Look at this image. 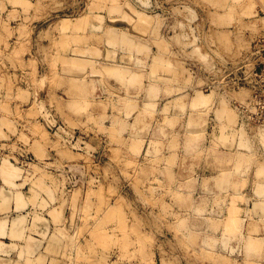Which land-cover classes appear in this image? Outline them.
Segmentation results:
<instances>
[{
  "label": "rangeland",
  "instance_id": "obj_1",
  "mask_svg": "<svg viewBox=\"0 0 264 264\" xmlns=\"http://www.w3.org/2000/svg\"><path fill=\"white\" fill-rule=\"evenodd\" d=\"M0 124V263L264 264V0H0Z\"/></svg>",
  "mask_w": 264,
  "mask_h": 264
},
{
  "label": "bare ground",
  "instance_id": "obj_2",
  "mask_svg": "<svg viewBox=\"0 0 264 264\" xmlns=\"http://www.w3.org/2000/svg\"><path fill=\"white\" fill-rule=\"evenodd\" d=\"M133 14H136V13H133ZM137 15H138V14H137ZM139 17H140V14H139L138 18H139ZM142 19H143V17L141 16L140 20H142ZM112 35H113L114 37L111 36V33L109 34V36L111 37V39H112V40H113V39H116V35H114V34H112ZM109 36H108V40L110 41ZM121 37H123V36H121ZM121 37H120L119 39H122ZM123 38H124V37H123ZM117 39H118V38H117ZM117 39H116V43H117ZM124 39H125V38H124ZM124 39H122V40H124ZM125 40H126V39H125ZM113 41H114V40H113ZM113 41H112V43L114 44ZM110 42H111V41H110ZM120 42H121V41H120ZM124 42H125V41H124ZM121 43L123 44V42H121ZM117 44H120L119 41H118ZM124 44H125V43H124ZM127 44H128V43H127ZM119 67H120V66H119ZM113 69H114V68H111V70H110V68H109V70H107V71H108V72L110 71V73H113V72H114V73L116 74V71H117L118 69H117V70H115L116 68H115L114 70H113ZM117 72H119V71H117ZM117 74H118V73H117ZM132 76H134L135 78L137 77V76H135V75H131V77H132ZM131 77L128 78V82H130L129 79L131 80ZM134 77H132V78H134ZM135 78H134V79H135ZM134 79H132V81H133ZM137 80H138V79H137ZM65 82H66V81H65ZM67 82H68V81H67ZM69 82H70V81H69ZM70 83H72V81H71ZM70 83H68V84H70ZM130 83H131V82H130ZM132 83H134V81H133ZM132 83H131V84H132ZM71 85H73V83H72ZM71 85L69 86V88H71V87H75V86H71ZM78 86H79V85H78ZM78 86H76V87H78ZM80 86H81V85H80ZM73 102H74V101H73ZM73 102H72L71 104H73ZM132 104H133V103H132ZM132 104H131V105H132ZM73 105H74V104H73ZM73 105H72V106H73ZM128 105H130V103H129ZM133 106H134V104L132 105V107H133ZM130 107H131V106H130ZM9 109H11V108H9ZM14 109H16V108H14ZM14 109H13V110H14ZM34 109H35V108H34ZM34 109H33V110H34ZM8 111H9V110H8ZM10 111H12V110H10ZM14 111L16 112V110H14ZM14 111H13V112H14ZM15 112H14V113H15ZM34 112H36V110H34ZM34 112H33V113H34ZM5 113H6V112H5ZM5 113H4V114H5ZM7 113H8V112H7ZM16 113H17V112H16ZM9 114H11V113H9ZM12 114H13V113H12ZM5 115H6V114H5ZM5 115H4V116H5ZM7 117H8V116H7ZM2 118H3V117H2ZM3 119H4V118H3ZM5 119H6V118H5ZM8 119H9V118H8ZM10 119H11V118H10ZM7 121H10V120H6V123H7ZM4 122H5V121H4ZM9 123H10V122H9ZM1 124H2V123H1ZM1 124H0V125H1ZM10 124H12V123H10ZM2 125H3V124H2ZM6 126H7V125H6ZM6 126H5V123H4V127H6ZM9 126H10V125L8 124V127H6V129L9 128ZM10 127H11V126H10ZM3 162H4V161H1V163H3ZM4 163H5V166H7V165H6V162H4ZM4 163H3V164H4ZM3 164H2V165L0 164V165L2 166V167H1L2 170H3V166H4ZM5 166H4V170L6 169ZM1 169H0V172L2 171ZM14 169H15V168L13 167V170H12L13 172L16 171V170H14ZM16 169H17V167H16ZM7 170H8V171L5 170L4 172H5V173H7V172H11L10 177H9L8 173H7V175H3V174H5L4 172H3V174H2V172H1L0 176H1V177H4V176L6 177V176H7V177H6V178L8 179L7 181H9V178H11V175L13 174V172L10 171V169H8V167H7ZM16 173H17V172H16ZM12 176H13V175H12ZM223 178H224V177H223ZM224 179H225V178H224ZM10 180H12V178H11ZM219 181L221 182V183L219 182L220 184H222V183L224 182V180H222V179L219 180ZM9 189H10V188H9ZM4 191H5V190H4ZM6 191H7V189H6ZM10 191H11V190H10ZM0 192H3V191L1 190ZM3 193H4V192H3ZM3 193H0L1 196L3 195ZM7 193H12V192H9V190H8L7 192L4 193V194H5L4 196H7L8 199H7L6 197H3V199H1V196H0V199L3 200V208H6V207L8 208L7 204H6V206H4L5 203H9V204H10V201H8V202H7V201H4V199H7V200H10V199H11V197L8 196L9 194H7ZM15 193H16V192H13V194H14L15 196L17 195L18 200L15 198V196L12 195V196L14 197V198H13L14 201H15V202H16V201L18 202L19 200L21 201V202L19 201V203H14V201H13V204H14V205L16 204V206H17V208H18V207L20 206L19 204H23L22 202H24V200H23V201L21 200V199H22L21 196H19V197H20V199H19V197H18L19 192H17L18 194H15ZM6 194H7V195H6ZM9 197H10V198H9ZM32 197H34V196H31V198H32ZM34 198H36V197H34ZM15 199H16V200H15ZM24 199H25V198H24ZM28 199H29V198H28ZM30 200H31V199H30ZM33 200H34V199H33ZM35 200H36V199H35ZM37 201H38V200H37ZM1 202H2V201H1ZM1 202H0V203H1ZM11 202H12V201H11ZM41 203H42V202H41ZM13 204H12V205H13ZM0 205H1V204H0ZM14 205H13V206H14ZM18 205H19V206H18ZM1 208H2V207H1ZM3 208H2V209H3ZM9 208H10V207H9ZM19 208H20V207H19ZM19 208H18V209H19ZM0 210H1V209H0ZM4 210H5V209H4ZM6 210H7V209H6ZM8 210H9V209H8ZM16 210H17V209H16ZM21 210H22V209H21ZM9 211H10V210H9ZM9 211H7V212H9ZM1 212H3V211H1ZM18 213H19V212H18ZM55 213H59V215H60V211H59V212L57 211V212H55ZM107 214H108V213H107ZM19 215H20V214H19ZM61 215H62V214H61ZM13 216H14V215H13ZM54 216H55V215H54ZM56 216H57V214H56ZM56 216H55V217H56ZM57 217H58V216H57ZM6 218H7V216H6ZM6 218H5V219H6ZM58 218H59V217H58ZM22 219H23V221H22ZM52 219H53V217H52ZM59 219H60V218H59ZM2 220H3L4 222H3ZM57 220H58V219H57ZM106 220H108V219L106 218ZM1 221H2V223H0V227H1V230H0L1 232H0V233L3 232V235H4V236H5L4 233H6L7 236H8V235H11V238L8 236L10 239L14 238V236H15L16 238H17V237L19 238V236H21V235H22V238H24V236H25V225H23V223H24V218H23L22 215H21V218H18V219L13 218V220H12V222L14 223L13 225H11L12 222H11V220H10L11 223L9 224V226H12V227H10V228H12V229H11V230L8 229L9 231L7 230V227L3 226V225H5V223H6L7 220L5 221L4 218L2 219V217H1ZM1 221H0V222H1ZM49 221H50V220H49ZM22 222H23V223H22ZM50 222H51V221H50ZM6 224H7V223H6ZM39 224H40V223H39ZM41 224H43V223H41ZM51 224H52V223H51ZM48 225H49V224H48ZM6 226H7V225H6ZM57 226H58V225H57ZM43 227L45 228L44 225H43ZM60 227H61V226H60ZM46 228H47V225H46ZM51 228H52V227H51ZM53 228H54V227H53ZM62 228H63V230H64L65 227H64V226L61 227V228H57V227H56V231H57L58 233H56V231H55L56 234L53 232V234H55V235L53 236V235H51V232H50L51 237H49L50 235L47 236V237H48L47 240L44 239V237H43L41 240H38V239L36 238V239L38 240V242H37V246H41V250H38V253H37L36 256L34 255L35 258H36V259H35L36 262H37V258H39V259H38V262H39V260H40L41 263L44 262V263H46V264H48V263L51 264V262H52V264H60V262H62V261L64 260V259H63V260H62V259L60 260V258L57 259V258H56V257H57L56 255L59 254V252H62V251L60 250V247L63 246V244H64V246H66V245H67L66 243L69 242V241H68V242L66 241V242L64 243V242H62V240H64V238H65V239H66V238H69L70 241L73 240V237H74L75 232H74V234L71 233V235H70L69 233H67V231L64 232L65 230H64V231H63V230H60V229H62ZM78 228L81 229V227H78ZM57 229H58L59 231H63L64 233H63V232H62L63 234L60 233ZM82 229H83V228H82ZM82 229H81V230H82ZM6 230H7V231H6ZM45 230H46V229H45ZM45 230H43V232H44ZM48 230H49V229H48ZM53 230H54V229H52V231H53ZM77 230H78V229H77ZM46 231H47V230H46ZM69 231H70V230H69ZM78 231H79V230H78ZM97 232H98V230H97ZM9 233H10V234H9ZM40 233H41V232H40ZM45 233H46V232H45ZM95 233H96V232H95ZM43 234H44V233H43ZM59 234H60V235H59ZM61 234H62V235H61ZM98 234H100V230H99ZM1 235H2V234H0V236H1ZM26 235H27V234H26ZM41 235H42V234H41ZM41 235H40V236H41ZM63 235H64V236H63ZM103 235H104V234H103ZM7 236H6V237H7ZM12 236H13V237H12ZM40 236H39V237H40ZM34 237H35V236H34ZM70 237H71V238H70ZM103 237H104L105 240L108 239L107 236L105 237V235H104ZM1 238H2V237H1ZM20 238H21V237H20ZM106 238H107V239H106ZM34 239H35V238H34ZM36 239H35V240H36ZM19 240H21V239H19ZM67 240H68V239H67ZM74 240H75V239H74ZM105 240H104V241H105ZM122 240H123V239H122ZM122 240H121V242H122ZM3 241H4V240H3ZM7 241H8V240H7ZM17 242H18V241H17ZM17 242H16V241H15V242H14V241L11 242L13 248L17 246V244H18ZM105 242H106V241H105ZM9 243H10V241H9ZM11 243H10L9 246H8L7 243L5 244V243H1V242H0V247H2V246H4V245H5V246L7 245L8 247H10ZM122 243H123V242H122ZM65 244H66V245H65ZM33 245H34V244H33ZM21 246H22V247H21ZM21 246H20V248H24V247H25V244H24V247H23V245H21ZM37 246H32V247H37ZM12 247H11V248H12ZM46 247H47V248H46ZM20 248H19V250H18V249L16 250V251H17V253H16L17 255H21V253L18 254V251L21 252V249H20ZM25 248L28 249L27 246H26ZM25 248H24V249H25ZM37 248H38V247H37ZM0 249H1V248H0ZM5 249H6V248H5ZM7 249H8V248H7ZM26 249H25V251H26ZM47 249H48L49 252L47 251ZM8 250H9V249H8ZM11 250H12V249H11ZM11 250H10V251H11ZM14 250H15V249H14ZM45 250H46V251H45ZM0 251H3V250H0ZM6 251H7V250H6ZM40 251H41V252H40ZM26 252H28V251H26ZM34 252H37L36 249H35V251H33V253H34ZM0 253H2V252H0ZM9 253H11V252H9ZM13 253H15V252H13ZM53 253H54V254H53ZM5 254H6V253H5ZM25 254H26V253H25ZM61 254H63V252H62ZM61 254H59V256H61ZM17 255H16V256H17ZM63 255H64V254H63ZM7 256H8V253H7ZM21 256H22V255H21ZM21 256H18V258H19V257L21 258ZM51 256H54V258H50ZM55 256H56V257H55ZM65 256H67V255H65ZM8 257H9V256H8ZM22 257H23V256H22ZM62 257H63V256H62ZM11 258H12V257H11ZM24 258H28V257L26 256V257H24ZM1 259H3V258H1ZM9 259H10V258H9ZM9 259H8V262H9ZM15 259H16V258H15ZM29 259H30V258H28V259H26V260H23V261L26 262V261L28 260L27 262H29ZM21 260H22V259H21ZM6 261H7V259H6ZM13 261H14V260H13ZM16 261H17V260H16ZM16 261H15V264H16V263L18 264V262H16ZM35 261H31V262L34 263ZM2 262H4V260H1V263H0V264H2ZM8 262H7V263H8ZM38 262H37V263H38ZM56 262H57V263H56ZM7 263H6V264H7ZM13 263H14V262H13ZM13 263H12V264H13ZM19 263H20V262H19ZM21 263H22V262H21ZM29 263H30V262H29ZM29 263H27V264H29ZM33 263H31V264H33ZM37 263H35V264H37ZM44 263H43V264H44ZM3 264H4V263H3ZM8 264H9V263H8ZM23 264H24V263H23ZM38 264H40V263H38ZM61 264H64V262H62Z\"/></svg>",
  "mask_w": 264,
  "mask_h": 264
}]
</instances>
